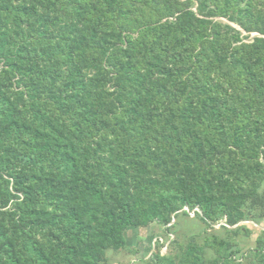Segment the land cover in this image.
<instances>
[{
  "label": "trees",
  "instance_id": "1",
  "mask_svg": "<svg viewBox=\"0 0 264 264\" xmlns=\"http://www.w3.org/2000/svg\"><path fill=\"white\" fill-rule=\"evenodd\" d=\"M191 212L150 264H264V0H0V264Z\"/></svg>",
  "mask_w": 264,
  "mask_h": 264
},
{
  "label": "rangeland",
  "instance_id": "2",
  "mask_svg": "<svg viewBox=\"0 0 264 264\" xmlns=\"http://www.w3.org/2000/svg\"><path fill=\"white\" fill-rule=\"evenodd\" d=\"M255 35L256 33H252L251 38ZM176 220L175 234L177 236L169 231H164L155 222L151 223L148 227L128 230L126 232L127 247L118 252L108 251L109 262L111 264H150L154 253L159 252V254L165 255L172 250L173 252L175 251L171 246V242L176 240V237H178L180 242H183V239L186 237L201 234L204 228L202 222L195 218L193 212L189 216L174 218V221ZM241 224L255 231L251 236V240H247L244 244L245 246H249L251 245V241L255 239L257 232H259L258 228H264V223L258 227L251 222H242Z\"/></svg>",
  "mask_w": 264,
  "mask_h": 264
},
{
  "label": "water",
  "instance_id": "3",
  "mask_svg": "<svg viewBox=\"0 0 264 264\" xmlns=\"http://www.w3.org/2000/svg\"><path fill=\"white\" fill-rule=\"evenodd\" d=\"M183 210H186V211H188V209L187 208H184ZM174 221V218L172 219V222Z\"/></svg>",
  "mask_w": 264,
  "mask_h": 264
},
{
  "label": "crops",
  "instance_id": "4",
  "mask_svg": "<svg viewBox=\"0 0 264 264\" xmlns=\"http://www.w3.org/2000/svg\"><path fill=\"white\" fill-rule=\"evenodd\" d=\"M130 230H132V229H130ZM126 240H127V236H126Z\"/></svg>",
  "mask_w": 264,
  "mask_h": 264
}]
</instances>
